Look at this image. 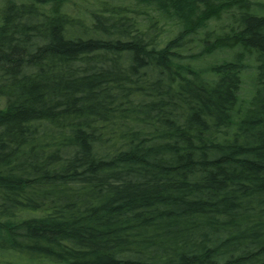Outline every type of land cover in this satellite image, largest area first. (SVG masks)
<instances>
[{"label":"trees","instance_id":"16d2710c","mask_svg":"<svg viewBox=\"0 0 264 264\" xmlns=\"http://www.w3.org/2000/svg\"><path fill=\"white\" fill-rule=\"evenodd\" d=\"M0 264H264V1L0 0Z\"/></svg>","mask_w":264,"mask_h":264},{"label":"rangeland","instance_id":"374dc122","mask_svg":"<svg viewBox=\"0 0 264 264\" xmlns=\"http://www.w3.org/2000/svg\"><path fill=\"white\" fill-rule=\"evenodd\" d=\"M261 1H264V0H261ZM98 2V1H97ZM252 71V70H251ZM250 72V71H249ZM251 73V72H250ZM249 73V74H250ZM246 79L244 81V85H243V92H246V91H249V89L251 88L252 86V79H251V76L250 75H246Z\"/></svg>","mask_w":264,"mask_h":264}]
</instances>
